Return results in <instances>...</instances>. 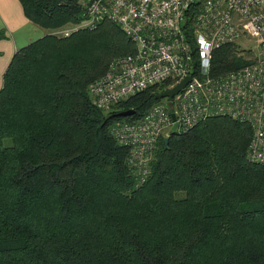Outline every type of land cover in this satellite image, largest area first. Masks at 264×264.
Here are the masks:
<instances>
[{
  "label": "trees",
  "instance_id": "16d2710c",
  "mask_svg": "<svg viewBox=\"0 0 264 264\" xmlns=\"http://www.w3.org/2000/svg\"><path fill=\"white\" fill-rule=\"evenodd\" d=\"M18 1L44 35L2 76L0 264H264V169L244 154L250 126L215 116L170 132L133 188L110 125L142 116L172 82L98 110L88 86L132 42L108 21L57 37L84 20L74 0ZM236 51L213 50L211 75L240 67ZM126 109L135 113L103 124Z\"/></svg>",
  "mask_w": 264,
  "mask_h": 264
},
{
  "label": "built area",
  "instance_id": "2783aa9c",
  "mask_svg": "<svg viewBox=\"0 0 264 264\" xmlns=\"http://www.w3.org/2000/svg\"><path fill=\"white\" fill-rule=\"evenodd\" d=\"M74 1L84 20L51 34L67 37L108 21L134 46L132 53L113 58L106 71L89 84L88 93L98 110H107L147 88L165 82H172V87L190 77L178 93L160 99L142 116L110 125L113 139L128 148V171L145 181L158 140L168 137L175 123V132L184 133L215 116L250 126L244 154L250 164L264 169V0ZM187 24L192 38L185 31ZM242 39L255 41L252 59L211 75L213 50ZM193 48L197 64L192 60Z\"/></svg>",
  "mask_w": 264,
  "mask_h": 264
},
{
  "label": "crops",
  "instance_id": "0c3cea01",
  "mask_svg": "<svg viewBox=\"0 0 264 264\" xmlns=\"http://www.w3.org/2000/svg\"><path fill=\"white\" fill-rule=\"evenodd\" d=\"M0 89L3 74L14 53L41 38L44 31L24 14L18 0H0Z\"/></svg>",
  "mask_w": 264,
  "mask_h": 264
},
{
  "label": "rangeland",
  "instance_id": "374dc122",
  "mask_svg": "<svg viewBox=\"0 0 264 264\" xmlns=\"http://www.w3.org/2000/svg\"><path fill=\"white\" fill-rule=\"evenodd\" d=\"M236 45H237V52H236V54L234 53L235 56L232 58V62L233 63H236L237 62V63L240 64V66L243 65V64H245V63L247 64L249 62V60H251L252 57L255 55V52H256L255 51L256 50V43H255V41H252V40L245 41V39H242L241 41L240 40L237 41ZM246 47H247V49H246ZM104 111L106 112L108 110H104ZM164 138H168V137H164ZM149 169H150V167H149ZM149 174H150V170H149ZM149 174H148V176H149ZM148 176H147V178H148ZM147 178H146V180H147ZM131 179H132V183L131 184L133 185L132 186L133 188L139 187L140 185H142L146 181V180L145 181H140L139 180V177L136 176V175H133L132 173H131Z\"/></svg>",
  "mask_w": 264,
  "mask_h": 264
},
{
  "label": "water",
  "instance_id": "95a60500",
  "mask_svg": "<svg viewBox=\"0 0 264 264\" xmlns=\"http://www.w3.org/2000/svg\"><path fill=\"white\" fill-rule=\"evenodd\" d=\"M190 80V77L189 76H185V78H182L180 81H178V83H176L175 85H173L172 87L170 88H167V89H164L160 92H158L157 94L154 95V99H162V98H167V97H172L174 96L176 93L179 92V90H181ZM135 113V110L133 109H126V110H121L117 113H110V114H107L103 117V124L110 118L112 117H126V116H131ZM173 117V115H172ZM175 128H176V123L171 127V133H174L175 131ZM163 142L164 143H167V138H164L163 139Z\"/></svg>",
  "mask_w": 264,
  "mask_h": 264
},
{
  "label": "bare ground",
  "instance_id": "6f19581e",
  "mask_svg": "<svg viewBox=\"0 0 264 264\" xmlns=\"http://www.w3.org/2000/svg\"><path fill=\"white\" fill-rule=\"evenodd\" d=\"M164 90V89H163ZM151 162V161H150ZM150 170V169H149Z\"/></svg>",
  "mask_w": 264,
  "mask_h": 264
}]
</instances>
